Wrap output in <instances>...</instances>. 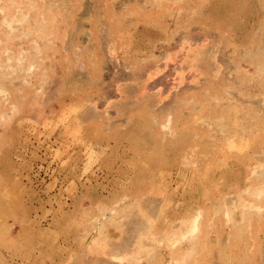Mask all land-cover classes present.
Instances as JSON below:
<instances>
[{"label": "rangeland", "instance_id": "rangeland-1", "mask_svg": "<svg viewBox=\"0 0 264 264\" xmlns=\"http://www.w3.org/2000/svg\"><path fill=\"white\" fill-rule=\"evenodd\" d=\"M163 46L167 89L118 78L102 97ZM261 172L264 0H0L7 256L111 264L84 249L101 230L119 257L141 238L143 264H264ZM198 212L193 254L175 242Z\"/></svg>", "mask_w": 264, "mask_h": 264}, {"label": "bare ground", "instance_id": "bare-ground-1", "mask_svg": "<svg viewBox=\"0 0 264 264\" xmlns=\"http://www.w3.org/2000/svg\"><path fill=\"white\" fill-rule=\"evenodd\" d=\"M92 6V5H91ZM105 32V31H104ZM139 32V31H138ZM206 36V35H205ZM159 37V36H158ZM190 37V36H189ZM179 38V37H178ZM180 38H182V40H181V42L184 40H186L185 38H184V36L183 37H180ZM184 38V39H183ZM203 38H205L204 36H203ZM104 40V39H103ZM190 40L191 41H194L195 39L193 38V37H190V38H188L185 42H187L188 43V41H189V44H190ZM201 40V39H200ZM180 41V40H179ZM197 41V40H196ZM206 41V40H205ZM185 42H184V44H185ZM199 42V41H198ZM103 43V42H102ZM180 43V42H179ZM191 43H193V42H191ZM105 44H106V42H105ZM105 44H103V45H105ZM109 44L110 43H107L106 44V47H109ZM194 44H195V42H194ZM171 45H173V44H171ZM182 46H183V43H182ZM188 46V45H187ZM187 46H185V48H187ZM193 46V45H192ZM105 47V46H104ZM161 47V46H160ZM164 47V46H163ZM169 47V46H168ZM174 46H172V48H173ZM179 47V46H178ZM189 47H191L190 45H189ZM166 47H164V49H165ZM172 48H168L169 50L171 49V51L174 49H172ZM176 48V47H175ZM110 49L112 50V48L110 47ZM168 49H165V50H163L162 51V53H160V56H158V57H155L153 60H150V63H148V64H146V65H144L143 67H141V68H139L136 72H134V73H130L129 75L130 76H127V75H124L125 73H127V71L126 70H128L126 67H127V64H125V69H124V67H123V65H121V68L119 67V69H121V70H123L122 71V73H116V75H118V77H116L117 79L118 78H122V79H126V80H132V79H134V80H136V81H140V79L142 78L143 79V76H145V77H148V79H152L153 81L150 83V84H153V85H156L157 84V90H159V91H161V90H163L164 88H166V87H164V86H166V85H164V83L165 82H167V81H170V79H171V77H173V76H171V75H176L175 73L178 71V70H176V69H178V68H172L173 69V72L174 73H171L172 72V69L171 70H169V68L171 67L170 65H169V63H171V62H174L175 61V59H174V57H172L171 56V52H169V50ZM107 50V49H106ZM152 50V49H151ZM182 50H183V48H182ZM177 51V50H176ZM91 53V52H90ZM112 55V54H111ZM179 58V57H178ZM108 59V58H107ZM180 59V58H179ZM182 59V58H181ZM110 61V60H109ZM106 62V61H105ZM148 62H149V60H148ZM177 62H180V61H177ZM126 63V62H125ZM129 63V62H128ZM104 64V63H103ZM160 64H163L162 66H160L159 67V65ZM180 64V63H179ZM93 65V64H92ZM105 65V64H104ZM116 66H117V64H116ZM118 66H119V64H118ZM175 66H177V64L175 65ZM122 67H123V69H122ZM102 68V67H101ZM131 68V67H130ZM114 69V68H113ZM118 69V68H117ZM167 69V70H166ZM129 70H131V69H129ZM129 70H128V72H129ZM120 71V70H119ZM133 71V70H132ZM168 71H169V73H168ZM115 72V71H114ZM116 72H118V70H116ZM153 72V73H152ZM115 79V80H111L112 82H110L109 83V87H108V89H106L105 90V92H103V98L105 99L106 98V96L108 95V93H110L109 91L112 89L111 87H113L114 86V90H116V91H118V92H120L121 91V87H120V82L121 81H119L120 79ZM141 79V80H142ZM172 79H174V78H172ZM104 80V79H103ZM175 80V79H174ZM179 80V79H178ZM99 81V80H98ZM105 81V80H104ZM181 82V81H180ZM166 84V83H165ZM182 84V83H181ZM149 85V84H148ZM177 85V84H176ZM180 85V84H179ZM146 87H148V86H146ZM173 87H175V86H173ZM51 89V88H50ZM153 89H154V87H153ZM167 89V88H166ZM169 89V88H168ZM170 90V89H169ZM168 90V91H169ZM176 90V89H175ZM112 91V90H111ZM167 91V90H166ZM162 92V91H161ZM164 93V92H163ZM111 94V93H110ZM172 94V93H171ZM59 95V94H58ZM173 96V95H172ZM107 97H109V95L107 96ZM111 97V96H110ZM113 98V97H112ZM108 99L109 98H107V101H108ZM173 99V98H172ZM106 100V99H105ZM162 105V104H161ZM169 108L170 109H172L169 105H163L162 106V108H161V113H167V112H169V111H171V110H169ZM170 113V112H169ZM168 116H169V114H168ZM168 116H167V118H168ZM158 119V118H157ZM167 120V119H166ZM165 121V120H164ZM170 121V120H169ZM168 122V121H167ZM169 123V122H168ZM171 125V124H170ZM170 125L168 126H166L167 128L168 127H170ZM164 125H163V127H165ZM163 130V129H162ZM166 131V130H165ZM260 172V171H259ZM263 172V171H262ZM262 172L261 173H259L260 175H262V176H260V175H258V176H255V177H263L264 176V174H262ZM256 173V172H255ZM182 174V172H179V175H181ZM248 180H253V177H252V179H248ZM263 180V179H262ZM260 185V184H259ZM258 185V186H259ZM248 192V191H247ZM246 192V193H247ZM250 192V191H249ZM260 192V193H259ZM249 195H252V196H254L255 195V197L257 196H263L264 195V185L263 186H261V187H259V188H257L256 190L254 189L252 192H250L249 193ZM256 197V198H257ZM261 197H259L261 200L263 199V197L261 198ZM254 198V197H253ZM255 200V199H254ZM258 200V199H257ZM256 201V200H255ZM233 202V201H232ZM253 204V203H252ZM252 204L250 205V207L252 206ZM258 204V203H257ZM233 205V204H232ZM231 205V206H232ZM245 205V204H244ZM256 205V204H255ZM248 206V205H247ZM234 207V206H233ZM245 207H246V205H245ZM254 206H252V208H253ZM246 209H247V207H246ZM251 209V208H250ZM254 210H255V208H254ZM258 210H259V207H258ZM243 211V210H242ZM253 211V209L251 210V212ZM249 212V211H248ZM247 212V213H248ZM256 212V211H255ZM258 212V211H257ZM241 214V213H240ZM239 214V215H240ZM243 214V213H242ZM241 214V215H242ZM253 214V213H252ZM257 214V213H256ZM259 214V213H258ZM257 214V215H258ZM261 214V213H260ZM250 216H251V214H249ZM199 216H201V214L199 215V212H198V214L196 215V216H194V218L192 219V220H190V221H186L187 222V228H188V231L187 232H185V233H189L190 234V236H188V235H186L185 233L184 234H182L181 235V240H178V241H176L175 242V245L177 244H182V243H184V239H187L186 241L188 242V240H189V242L190 243H192L193 241L195 242L196 240H195V236L197 237V235H199V234H197V235H194L195 233H196V231L197 230H199V225H200V223H199ZM246 216V215H245ZM256 216V215H255ZM242 217V216H241ZM240 217V218H241ZM243 217H244V215H243ZM248 217V216H247ZM232 218V217H231ZM230 218V219H231ZM246 218V217H245ZM236 219V218H235ZM250 219V218H249ZM189 220V219H188ZM232 220V219H231ZM114 221V220H113ZM234 221V220H233ZM250 221V220H249ZM252 221V220H251ZM182 222V221H181ZM235 222H236V220H235ZM232 223V222H231ZM183 224H184V222H183ZM230 224V223H229ZM97 225V224H96ZM241 225H242V223H241ZM240 225V226H241ZM244 225V224H243ZM87 226V225H86ZM231 227H232V225H230ZM198 232V231H197ZM40 235V234H39ZM94 235H95V233H94ZM97 236L95 237V238H92L91 240H90V242H88V244H85V246H86V248H84V249H86V251L88 252V253H93V254H95L94 256H97V257H99V256H101L102 254H103V256H104V254H105V251H107V253H109L110 255H112L113 256V259L114 260H111V264H116L117 262H121L122 264H143V263H141V259H142V253H144V252H146V251H149V249H150V246L149 245H146L144 242H142L141 240V238H140V240L138 241V244L140 243V245H138V246H136V249H134V248H130V250L128 251V253L125 255V257H119V256H115L114 254H113V249H112V245H109V244H104L103 245V248H100L99 246H100V242H101V240L102 239H104L103 237L106 235L105 234V232H103V231H99V233L98 234H96ZM180 235V234H179ZM188 237V238H187ZM107 238H108V236H107ZM143 238V237H142ZM82 239V238H81ZM85 239V238H84ZM117 239V238H116ZM245 240V239H244ZM188 242V243H189ZM193 242V243H194ZM141 243H143V244H141ZM165 243V242H164ZM189 243V244H190ZM193 243L191 244V246L193 245ZM168 244H170L169 245V247H172L173 245H171V243H168ZM195 244V243H194ZM165 245H167V243L165 244ZM194 246H196V245H193L192 246V248L190 249V250H188V251H191V253H193L192 252V250L194 251L195 250V248H194ZM246 246V245H245ZM83 247V246H82ZM166 247V246H165ZM167 247H168V245H167ZM175 247H177V246H175ZM175 247L173 248V249H175ZM180 247H182L181 245H180ZM184 248V247H183ZM194 248V249H193ZM180 249V248H179ZM197 249V248H196ZM3 249H0V264H46L45 263V261L43 260V256H41V254H39V253H37V254H34V255H30V257L29 258H22V259H16V256H14V255H9V256H7L8 254H9V252H8V254L6 255L3 251H2ZM60 250V249H59ZM85 251V250H84ZM170 251H171V249H170ZM197 251V250H196ZM184 252H185V250H184ZM187 253H189V252H187ZM186 253V254H187ZM194 253H196V252H194ZM193 253V254H194ZM84 254H85V252H84ZM185 254V255H186ZM170 255V254H169ZM173 255V254H172ZM86 256V255H85ZM94 256H93V259H95L94 261H95V263L97 262L96 260L98 259H96V258H94ZM155 256V255H154ZM187 256H188V254H187ZM191 256V255H190ZM88 258V257H87ZM150 258H151V256H150ZM189 258V257H188ZM92 259V258H91ZM185 259L186 258H184V263H185ZM85 260H87V259H85ZM84 260V261H85ZM98 260H101V258H99ZM110 260V259H109ZM160 260V259H159ZM183 260V259H182ZM187 260H189V259H186V261ZM93 260L91 261V262H94ZM86 262V261H85ZM89 262H90V260L87 262V264H89ZM100 262V261H99ZM99 262H97V263H99ZM105 262V261H104ZM112 262H116V263H112ZM147 262V261H146ZM150 262V261H149ZM103 263V262H102ZM108 263H110V262H108ZM183 263V261H181V262H179V264H184ZM86 264V263H85ZM175 264V263H174ZM177 264H178V262H177Z\"/></svg>", "mask_w": 264, "mask_h": 264}]
</instances>
